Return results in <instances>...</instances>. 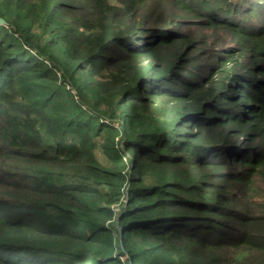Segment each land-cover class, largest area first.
I'll return each instance as SVG.
<instances>
[{
  "label": "trees",
  "instance_id": "obj_1",
  "mask_svg": "<svg viewBox=\"0 0 264 264\" xmlns=\"http://www.w3.org/2000/svg\"><path fill=\"white\" fill-rule=\"evenodd\" d=\"M0 16V264H264V0Z\"/></svg>",
  "mask_w": 264,
  "mask_h": 264
},
{
  "label": "water",
  "instance_id": "obj_2",
  "mask_svg": "<svg viewBox=\"0 0 264 264\" xmlns=\"http://www.w3.org/2000/svg\"><path fill=\"white\" fill-rule=\"evenodd\" d=\"M0 22L1 23H4L5 22V19L3 17L0 16Z\"/></svg>",
  "mask_w": 264,
  "mask_h": 264
}]
</instances>
